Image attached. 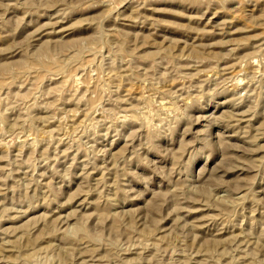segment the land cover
<instances>
[{
  "label": "rangeland",
  "instance_id": "374dc122",
  "mask_svg": "<svg viewBox=\"0 0 264 264\" xmlns=\"http://www.w3.org/2000/svg\"><path fill=\"white\" fill-rule=\"evenodd\" d=\"M0 264H264V0H0Z\"/></svg>",
  "mask_w": 264,
  "mask_h": 264
}]
</instances>
